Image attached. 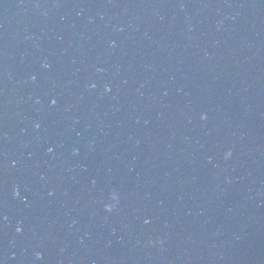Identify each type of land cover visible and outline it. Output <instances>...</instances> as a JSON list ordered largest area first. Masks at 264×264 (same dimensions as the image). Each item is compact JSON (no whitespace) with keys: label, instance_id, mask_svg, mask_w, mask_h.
<instances>
[{"label":"water","instance_id":"1","mask_svg":"<svg viewBox=\"0 0 264 264\" xmlns=\"http://www.w3.org/2000/svg\"><path fill=\"white\" fill-rule=\"evenodd\" d=\"M0 264H264V0H0Z\"/></svg>","mask_w":264,"mask_h":264},{"label":"clouds","instance_id":"2","mask_svg":"<svg viewBox=\"0 0 264 264\" xmlns=\"http://www.w3.org/2000/svg\"><path fill=\"white\" fill-rule=\"evenodd\" d=\"M200 118H201V120H203L205 117L202 115ZM230 155H231L230 152H226L224 154V159H228ZM110 200L112 201V203L111 204H107V205L104 206V211L105 212L112 211L113 207L115 206V204L117 202V196L116 195H112L110 197ZM37 258H39V254L38 253H37Z\"/></svg>","mask_w":264,"mask_h":264}]
</instances>
